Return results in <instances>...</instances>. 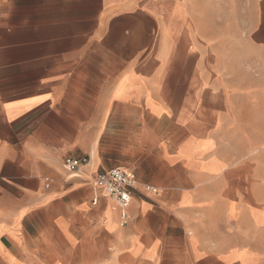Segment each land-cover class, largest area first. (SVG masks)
<instances>
[{
    "label": "crops",
    "instance_id": "1",
    "mask_svg": "<svg viewBox=\"0 0 264 264\" xmlns=\"http://www.w3.org/2000/svg\"><path fill=\"white\" fill-rule=\"evenodd\" d=\"M0 264H264V0H0Z\"/></svg>",
    "mask_w": 264,
    "mask_h": 264
},
{
    "label": "built area",
    "instance_id": "2",
    "mask_svg": "<svg viewBox=\"0 0 264 264\" xmlns=\"http://www.w3.org/2000/svg\"><path fill=\"white\" fill-rule=\"evenodd\" d=\"M88 162L87 156L81 157H65L63 167L69 175H74L77 169ZM136 185L135 175L131 172H126L118 167L109 168L99 172L93 179L91 186L99 191L103 197L113 199L121 208V223L126 220L127 214L125 209L131 201L129 189ZM97 198L92 200L95 204Z\"/></svg>",
    "mask_w": 264,
    "mask_h": 264
}]
</instances>
